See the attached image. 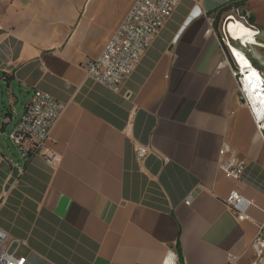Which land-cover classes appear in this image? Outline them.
<instances>
[{"label": "crops", "instance_id": "crops-1", "mask_svg": "<svg viewBox=\"0 0 264 264\" xmlns=\"http://www.w3.org/2000/svg\"><path fill=\"white\" fill-rule=\"evenodd\" d=\"M135 1L0 0V229L9 253L27 264H164L178 243L183 264H229V255L252 264L264 141L210 25L235 0H181L115 92L82 65ZM35 90L66 105L45 144L57 165L43 152L24 164L9 139ZM135 147L149 154L138 160ZM231 159L245 163L238 181L219 169ZM232 192L251 203L243 221L225 202Z\"/></svg>", "mask_w": 264, "mask_h": 264}, {"label": "built area", "instance_id": "built-area-1", "mask_svg": "<svg viewBox=\"0 0 264 264\" xmlns=\"http://www.w3.org/2000/svg\"><path fill=\"white\" fill-rule=\"evenodd\" d=\"M180 1L136 0L112 33L100 55L96 59L87 60L83 63L82 67L86 72V76L112 91H118L119 86L130 77L139 65L151 42L172 16ZM210 21V25L213 26V19ZM223 34L222 42L230 54L229 39L225 33ZM256 71L262 79L261 93L264 95V74L257 68ZM232 73L239 84L242 101L250 110L254 123L264 141V104L253 105L242 91L240 70L236 67L235 70H232ZM65 107V104L55 100L45 92L40 90L33 92L19 123L9 134V139L18 149L24 164L31 160L30 142L35 145L34 155L43 152L48 165L53 166L59 163L60 156L48 150L45 144L49 140L51 131L64 112ZM134 151L138 160L144 159L149 154V151L142 147H135ZM219 169L227 179L238 181L245 170V163L231 159L221 162ZM225 202L229 210L237 215L239 220L243 221L247 218L245 216L246 211L251 203L239 193L232 192ZM1 203L2 200L0 199V206ZM7 238V233L0 229V264H27L25 257H16L14 254L9 253L10 244L7 243ZM250 248H252L255 255L252 264H263L264 222L257 225ZM228 259L229 264L236 260L231 255L228 256ZM164 264H179L177 254L169 252Z\"/></svg>", "mask_w": 264, "mask_h": 264}, {"label": "rangeland", "instance_id": "rangeland-1", "mask_svg": "<svg viewBox=\"0 0 264 264\" xmlns=\"http://www.w3.org/2000/svg\"><path fill=\"white\" fill-rule=\"evenodd\" d=\"M230 5L231 10L217 19L218 30L215 32L219 38L221 36L222 49H224V53L228 57L230 54L222 42V38H224L223 33H225L224 25L226 22H229L228 19L230 17L247 27H252L258 33L254 37V40L260 44L258 46H248L242 41L234 42L229 36L227 37L236 49L247 55L251 63L252 61L255 62V64L252 63L253 67L259 69L264 74V0H235Z\"/></svg>", "mask_w": 264, "mask_h": 264}, {"label": "bare ground", "instance_id": "bare-ground-1", "mask_svg": "<svg viewBox=\"0 0 264 264\" xmlns=\"http://www.w3.org/2000/svg\"><path fill=\"white\" fill-rule=\"evenodd\" d=\"M228 21L229 22H226L224 25V29L225 34L229 36L232 41H242L248 46L260 45L254 40V37L258 35V33L253 30L252 27H247L241 22L234 20L232 17H230ZM229 51L236 67L241 72V87L243 93L253 105L264 104V95L261 93L263 82L259 77L256 68L253 67L246 55L236 49L231 43H229ZM238 62H240V68L238 67Z\"/></svg>", "mask_w": 264, "mask_h": 264}, {"label": "trees", "instance_id": "trees-1", "mask_svg": "<svg viewBox=\"0 0 264 264\" xmlns=\"http://www.w3.org/2000/svg\"><path fill=\"white\" fill-rule=\"evenodd\" d=\"M231 3H228L227 5L225 6H222V7H219L216 12L214 13V18H213V27L215 29V31L218 30V17H220L221 15L223 14H226L228 13L231 8H230V5ZM221 38V36H220ZM253 64H255L254 61H252ZM29 147H30V158L32 159V157L34 156L35 154V145L33 143H29ZM176 254L178 256V260H179V264H183V259H182V255H181V250H180V247H179V244L177 243L176 245Z\"/></svg>", "mask_w": 264, "mask_h": 264}]
</instances>
